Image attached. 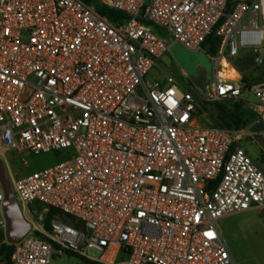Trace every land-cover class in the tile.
Returning <instances> with one entry per match:
<instances>
[{"label":"built area","instance_id":"2783aa9c","mask_svg":"<svg viewBox=\"0 0 264 264\" xmlns=\"http://www.w3.org/2000/svg\"><path fill=\"white\" fill-rule=\"evenodd\" d=\"M93 3L103 15L81 0H0V156H65L13 180L15 200L82 224L28 220L31 230L10 243L13 262L236 264L218 221L264 212V168L241 146L242 131L206 118L250 94L253 122L264 121V81L247 89L230 65L241 50L264 64V0L229 13L227 0ZM221 19L212 55L204 43ZM174 45L204 51L212 80L146 82ZM6 205L0 183V229Z\"/></svg>","mask_w":264,"mask_h":264},{"label":"rangeland","instance_id":"374dc122","mask_svg":"<svg viewBox=\"0 0 264 264\" xmlns=\"http://www.w3.org/2000/svg\"><path fill=\"white\" fill-rule=\"evenodd\" d=\"M204 48L207 49V46L204 45ZM190 55L192 56L190 59H192L191 62L194 70L195 67H197L199 72L213 74L215 66L214 62L210 60L204 51L199 53H190ZM160 61L164 66L170 65V58L167 54L164 55ZM255 70L257 71V75L255 77L244 74L243 72L241 73V76L245 75V77L251 81L264 77V68L262 66L256 67ZM165 77V72L160 70H152L147 76H145V81L148 83H153L155 81L163 83L165 81ZM189 80L193 82L190 77ZM246 96L247 94L245 97ZM247 100L254 101L255 98L249 94ZM237 111V116L244 114L240 108ZM206 119L211 123L223 124L215 117H207ZM199 122L203 125L207 124L205 119H200ZM246 122L247 121H245L243 118L241 119L240 125L245 126ZM262 128V124H254L250 126L249 132H259L262 130ZM241 146L246 148L245 141H241ZM249 154L252 157L255 156V153L251 151H249ZM0 158L4 162L11 190L14 194V197L17 199L18 195L12 186L13 180L54 165L65 159V156L59 152L33 155L22 154L16 150H7L2 154V156H0ZM17 203L25 219L37 223L45 229L49 228V221L47 227L45 224L46 210L44 209L45 206L42 203L39 201H34L27 205H23L18 200ZM52 218H56L72 227L82 230V224L80 221L72 216L59 212ZM218 225L222 238L236 264H264V212H260L258 214L256 211H247L229 215L221 218L218 221ZM10 243L11 242L6 238L5 228L0 229V246L3 244L10 245ZM91 253L97 254L95 250L91 251ZM119 258L123 259L124 257L123 255H120ZM77 262L78 259L75 257L66 256L57 263L76 264Z\"/></svg>","mask_w":264,"mask_h":264},{"label":"crops","instance_id":"0c3cea01","mask_svg":"<svg viewBox=\"0 0 264 264\" xmlns=\"http://www.w3.org/2000/svg\"><path fill=\"white\" fill-rule=\"evenodd\" d=\"M167 55L170 58V65L164 66L163 64H161V66L154 67L152 70L163 71L166 73V75H173L177 79H180L182 76H185L189 80V77L191 78L189 69H187V67H185L176 58V56L174 55L172 51V47L170 49L169 54ZM230 65L231 67H233V69L236 70L237 75L240 78H241L242 72L244 74L251 75L253 77L257 75V71L255 70L256 66H254L252 63V54L249 50H241L238 56L230 59ZM261 66L264 68V64ZM195 72H196L197 79L196 80H193L192 78L191 79L195 81L196 83L204 84L212 80L213 74L199 72L197 67H195ZM261 81H264V77L258 82H261ZM164 82L163 83L159 82V83L164 84ZM248 95L249 94H247L246 97L244 95V97L240 100L241 101L240 107H241V110L244 112V114L240 116V120L244 118L245 121L247 122L245 126H240L239 128H233L231 130L242 131V134L239 140L240 144H241V141H245V144H246L245 150L248 153L249 151L255 153L254 157H252L251 155L250 156L257 162H259L260 165L264 168V121L260 123L263 125L262 130H260L259 132H255V133L249 132L250 126L257 124V123H254L252 119L250 103H252L253 101L247 100ZM253 211H256V210H253ZM256 212L258 214L260 213L259 211H256Z\"/></svg>","mask_w":264,"mask_h":264},{"label":"trees","instance_id":"16d2710c","mask_svg":"<svg viewBox=\"0 0 264 264\" xmlns=\"http://www.w3.org/2000/svg\"><path fill=\"white\" fill-rule=\"evenodd\" d=\"M87 5H92L94 7V10L103 15L104 14V9L101 7H98L93 3V0H81ZM251 0H227L226 4V13H229L232 8L240 2H250ZM123 17L116 13V12H109L108 14V19L112 22H117L119 19H122ZM223 19L219 21V23L215 26L213 29V32L208 36L206 39L204 45L207 46V53L215 55L217 54L218 47L220 44V38L216 36L215 31L218 27V25L222 22ZM262 78H257L254 79L253 81L249 80L247 77L241 76V82L244 84L245 88H249L251 85L257 83L260 81ZM241 109L240 103L235 104L231 109H225L220 105H216L215 107V113L216 117L219 121L223 123V125L228 128V129H233V128H239L241 125V120L240 116H237L238 109ZM59 211L54 208H48L45 211V224L47 227L48 221L55 215H57ZM12 252H13V246L12 244L10 245H1L0 246V264H15L12 260Z\"/></svg>","mask_w":264,"mask_h":264},{"label":"water","instance_id":"95a60500","mask_svg":"<svg viewBox=\"0 0 264 264\" xmlns=\"http://www.w3.org/2000/svg\"><path fill=\"white\" fill-rule=\"evenodd\" d=\"M172 51L176 58L189 69L191 78L196 80L197 76L195 70H193L190 52L183 49L180 45L172 46ZM198 86L201 88L200 83H198ZM0 183L3 189L4 199L7 201V205L4 207L6 238L10 242L19 241L31 230V223L24 218L15 200L2 159H0Z\"/></svg>","mask_w":264,"mask_h":264},{"label":"bare ground","instance_id":"6f19581e","mask_svg":"<svg viewBox=\"0 0 264 264\" xmlns=\"http://www.w3.org/2000/svg\"><path fill=\"white\" fill-rule=\"evenodd\" d=\"M225 67H228L229 76H234V72L231 70L230 66L227 64L226 61H223Z\"/></svg>","mask_w":264,"mask_h":264}]
</instances>
